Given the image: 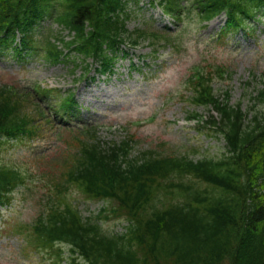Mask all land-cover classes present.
<instances>
[{"label":"trees","instance_id":"trees-1","mask_svg":"<svg viewBox=\"0 0 264 264\" xmlns=\"http://www.w3.org/2000/svg\"><path fill=\"white\" fill-rule=\"evenodd\" d=\"M157 2L166 14L183 21L180 32L128 31L127 0H0V35L5 34L0 44L8 45L17 29L28 32L56 5L63 6L56 20L75 32V39L65 45H75L73 49L108 68L113 58L107 51L127 40L132 46L147 42L154 52L177 50L185 37L197 35L204 21L222 11L229 17L227 26L236 30L263 4V0ZM86 21L92 30L86 31ZM52 37L34 51L43 50L54 63L66 62ZM26 40L34 43L33 36ZM56 41L65 43L60 36ZM227 64L214 59L206 67H196L201 73L187 85L186 101L211 103L223 110L222 130L233 153L230 148L228 156L194 160L190 156L194 149L182 152L166 148L162 141L139 149L135 157L134 134L116 142L101 140L95 131H70L67 156L57 163L59 171L44 178L49 189L43 194L32 190L23 168L0 162V204L18 198L32 212L28 222L11 225L13 234L45 251L51 264L65 260L66 264H264V130L260 132L264 127L258 126L264 116L246 123L240 111L224 109L213 83L230 78L225 76L230 73ZM32 89L20 92L0 86V138L33 136L36 129L51 124L39 99L60 98V90ZM62 98L61 115L70 116L76 108L72 95ZM95 201L103 202L100 210L84 215L80 204ZM120 220L129 223L123 231H114L111 227ZM66 245L69 256L64 255Z\"/></svg>","mask_w":264,"mask_h":264},{"label":"rangeland","instance_id":"rangeland-1","mask_svg":"<svg viewBox=\"0 0 264 264\" xmlns=\"http://www.w3.org/2000/svg\"><path fill=\"white\" fill-rule=\"evenodd\" d=\"M140 6L143 8L137 17L132 14L130 20L126 21L130 30L142 27L153 13L160 14L157 8H150L148 2L142 1ZM224 20V17L217 18L209 23L208 28L202 30L200 36L193 35L192 39L185 37L177 50L161 49L155 57L148 55L152 52L151 47H141L132 52L130 48L123 46L124 50L130 49V53L125 58L122 57V52L118 53L114 67L115 74L111 77H99L92 85L85 84V81L76 85L72 82L73 77L70 75L72 63L50 66L43 60L37 61L33 58L26 64H20L10 57L0 56V85L9 82L39 81L44 83L43 85L52 87L64 89L74 87L83 119L93 122L99 118L106 120L105 123L109 128L112 126L117 128L115 131L104 129L102 136L106 139L111 137V134L107 132H117L127 121L128 123L138 121L140 125H134V127L143 146H147L150 137H154L162 138L163 142L176 150L183 151L186 146L199 149V154H191V156L199 157L201 153L217 155L222 150L223 142L206 138L204 134L197 136L195 131L182 127L183 118L187 116L188 110L183 108L184 102L181 101L180 95L184 92L183 86L188 69L190 71L192 66L205 63H202L205 58L209 59V63L213 62L215 57L230 63L234 74L228 85L232 89L233 99L241 97L242 88H244L241 83L249 79L250 71L264 72V32L260 31L262 28L257 29L256 37L250 36L243 39L242 35H238L232 40L230 47H227L212 40V36L219 31ZM49 24L47 21L43 22L41 27ZM62 34L66 35L65 30ZM132 62L135 64L133 69ZM145 63L150 65H144ZM80 72L81 70H76L75 74L79 75ZM262 80L264 81V77ZM216 86L219 88L223 84L218 83ZM200 111L203 112L202 109ZM148 119H150L149 122ZM50 136L55 138L54 134ZM62 138L66 140L69 134L64 132ZM54 141L55 139L51 141V144H54ZM14 150L15 148L11 151ZM26 151L30 153L31 149ZM21 152L22 150L19 151ZM67 152L66 144H64L54 153V161L51 164L29 168L27 171L29 179L38 178L40 181V178L52 177L55 171L60 170V167L56 165L64 161ZM30 187L34 192L42 194L48 185L45 179L40 182L33 180ZM92 205L91 209L96 207L95 204ZM81 207L84 205L82 204ZM16 208L13 218L27 220L29 216H32V212L25 207L17 205ZM4 213L7 217L11 215L9 211ZM0 226H3L1 221ZM8 238L7 235H0V264H48L49 261L40 254L27 256L26 252L20 248L21 246L14 243L16 241L13 238L14 242ZM8 241L11 245L5 244ZM27 252L29 254L30 250L28 249Z\"/></svg>","mask_w":264,"mask_h":264}]
</instances>
